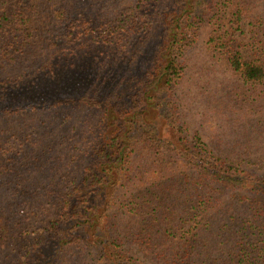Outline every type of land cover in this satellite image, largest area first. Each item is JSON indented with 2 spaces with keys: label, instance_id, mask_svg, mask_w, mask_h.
Masks as SVG:
<instances>
[{
  "label": "trees",
  "instance_id": "1",
  "mask_svg": "<svg viewBox=\"0 0 264 264\" xmlns=\"http://www.w3.org/2000/svg\"><path fill=\"white\" fill-rule=\"evenodd\" d=\"M154 1L95 23L97 0H0V264L12 235L49 213L13 264H264V0ZM157 21L147 68L107 73L100 99L65 93L90 80L62 76L61 56L100 54L110 33L143 43ZM204 30L227 69L208 96L210 139L187 133L176 95ZM27 111L57 118L15 136L7 122Z\"/></svg>",
  "mask_w": 264,
  "mask_h": 264
},
{
  "label": "rangeland",
  "instance_id": "2",
  "mask_svg": "<svg viewBox=\"0 0 264 264\" xmlns=\"http://www.w3.org/2000/svg\"><path fill=\"white\" fill-rule=\"evenodd\" d=\"M166 3L167 2H164V0H155L151 7L158 9L159 6ZM129 4H131V0H97V2L88 6L87 10L91 16V20L97 23L110 19L114 13L118 14V12L124 10ZM47 20V13L41 12L33 23L36 28V36L32 44L31 53L32 57L35 59L39 58L43 51L41 33L48 26ZM250 20V17H245L240 24L244 32L241 38L244 40H247L250 35L248 24ZM224 22L227 23V20H224ZM157 23L159 25L158 21ZM147 33L152 34L145 35L142 39L144 40L143 43H139L138 41L137 44H133V41H131L132 39L128 38L127 35H118L115 37L110 33L107 41H105L107 43L100 47V51L102 52H100V54L96 52V48L87 49V47L86 49H80L78 53L71 54L70 56H61V62L58 68L61 70L62 76L66 72L71 73V71H77L79 77H85L86 79L88 78L87 80H90L89 84H85V81L82 80V82L77 85L78 90L76 91L72 86L68 85L67 80L63 79V81H67L64 83L66 85H63L66 90L65 93L79 96L86 92L92 97L100 99L113 87L111 82L108 87L104 85L105 83H102L105 80L104 75L107 73L116 71L122 76V73L126 69L131 70L135 67H141L142 69L145 67L147 68V66L150 65V55L154 50V42L159 39L160 25L157 31H149ZM205 41L206 31L204 30L196 44H194L188 53L189 65L186 68L185 76L182 81H180V84L177 85L176 95L177 100L182 106L187 124V133L191 135L197 131L203 137L210 139L212 129H210L209 122L204 114L205 112L208 113L210 109L208 96L211 93L210 89H212L211 87L215 83V79L220 77L222 72L227 69L223 61L219 60L218 57L214 58L213 54L207 51V48H205ZM109 42L112 43L108 45ZM115 47L116 49L119 48V52H121L120 57L126 58L125 60H118L120 58L119 56H113L112 53L108 54V52L114 51ZM124 52L128 53V56L123 55ZM122 63H124L122 67L123 71H118L120 68L119 64L121 65ZM72 64H74V66H72ZM3 67L8 69L4 64H0V73H2ZM126 73L128 74V72ZM64 109L68 112L78 111L77 108H72L71 106L64 107ZM78 112H81V109H79ZM56 118L57 115L51 112L27 111L7 122V127L12 129L15 136L22 137L27 133L52 126ZM160 118L162 119L163 117L160 116ZM81 166L79 162L75 161L68 170L78 172L81 170ZM50 217L51 213L28 220L23 228L15 232L12 235L13 237L9 240L8 248H6L5 251L7 254L6 260L8 261L3 264H13L20 260L19 254L23 253L31 242V231L41 229L43 224ZM144 264H148V262L145 261Z\"/></svg>",
  "mask_w": 264,
  "mask_h": 264
}]
</instances>
